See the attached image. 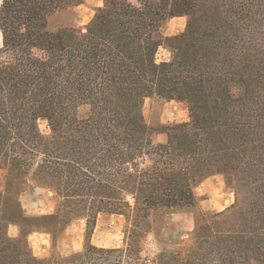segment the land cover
I'll use <instances>...</instances> for the list:
<instances>
[{"label":"trees","instance_id":"16d2710c","mask_svg":"<svg viewBox=\"0 0 264 264\" xmlns=\"http://www.w3.org/2000/svg\"><path fill=\"white\" fill-rule=\"evenodd\" d=\"M81 3H0V264H264V0H103L84 32L49 28ZM181 16L185 29L164 37ZM162 45L171 57L157 62ZM148 98L186 104L189 119L149 126ZM214 175L233 204L196 215L172 250L144 254L150 220L195 208ZM29 182L55 192L53 213L23 212ZM100 213L126 218L125 246L88 241ZM80 218L82 250L32 253L33 231L56 240Z\"/></svg>","mask_w":264,"mask_h":264},{"label":"rangeland","instance_id":"374dc122","mask_svg":"<svg viewBox=\"0 0 264 264\" xmlns=\"http://www.w3.org/2000/svg\"><path fill=\"white\" fill-rule=\"evenodd\" d=\"M1 3V0H0ZM103 4V0H82V3L66 11L55 13L49 19V28L57 30L65 27H74L85 31L86 25L93 17L95 10ZM187 17H174L169 19L162 33L164 37H171L181 33L186 26ZM1 45V35H0ZM171 57V51L166 45L159 47L156 53V61H167ZM78 114L85 116L87 107L79 108ZM144 118L149 126L172 125L187 121L188 109L186 104L163 99H146L143 106ZM40 130L48 133L45 121L39 122ZM156 141H163L165 134L155 133ZM5 172L0 170V190H3ZM26 198L20 204L23 212L29 217H37L54 212L58 197L49 188L35 185L29 182L25 187ZM196 204L191 210L157 215L150 220V229L142 243L144 254L150 255L161 249L172 250L175 244L186 240L193 230L196 215L200 213L212 214L229 207L234 202L233 192L226 187L221 175H214L205 179L195 189ZM34 228V225L31 226ZM127 220L123 215L100 213L96 218L94 227L88 241L97 247H122L125 246ZM8 233L11 236L18 234V227L10 225ZM84 219L74 220L61 237L56 240L48 232L33 231L28 242L32 253L40 258H48L56 254H68L82 250L85 245Z\"/></svg>","mask_w":264,"mask_h":264},{"label":"crops","instance_id":"0c3cea01","mask_svg":"<svg viewBox=\"0 0 264 264\" xmlns=\"http://www.w3.org/2000/svg\"><path fill=\"white\" fill-rule=\"evenodd\" d=\"M26 194H27V192H26V191H23V192L19 195V201H20V202H21L23 199L26 198ZM50 213H52V212H50Z\"/></svg>","mask_w":264,"mask_h":264}]
</instances>
